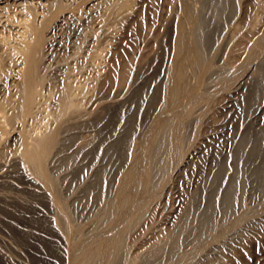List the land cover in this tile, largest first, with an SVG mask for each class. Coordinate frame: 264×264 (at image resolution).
<instances>
[{"label":"bare ground","instance_id":"bare-ground-1","mask_svg":"<svg viewBox=\"0 0 264 264\" xmlns=\"http://www.w3.org/2000/svg\"><path fill=\"white\" fill-rule=\"evenodd\" d=\"M68 1L50 2L41 20L30 6L32 19L13 47L16 58L7 52L10 42L5 47L0 43V71L15 74L10 80L15 92L0 105V146L4 126L18 125L12 153L5 158L8 154L4 157L0 151V228L21 245L35 246L33 264H231L238 249L257 236L253 226L264 221V202L257 203L264 196V5L245 0V13L238 19V0H200V9L195 0H178L183 14L171 20L168 66L161 57L153 59L138 77L133 74L130 87L118 84L113 94L102 89L92 106L82 110L78 99L85 87L77 77L88 67L86 61L99 59V53L92 55L88 48L86 61L74 64L76 68L55 61L61 88L53 109H48L49 99L39 102V109L38 89L52 67L42 63L43 57L51 61L62 51L71 58L74 50L77 35L65 40L63 28L72 25L78 34L90 28L103 35L128 15L131 0H94L84 12L76 10L87 0ZM116 64L121 66L118 82L125 81L126 64ZM5 85L0 82V89ZM200 86L206 101L218 97L219 86H229L223 92L222 100H227L217 103L218 117L208 114L212 132L185 157L188 130L196 122L191 114L197 105L192 107L203 96ZM36 112L45 113L39 116L49 121L39 122L43 130L34 136ZM150 118L154 122L149 123ZM133 144L139 149L133 150ZM163 181H171V192L176 189L177 207L158 220L143 222L146 226L136 235L152 205L158 207L151 196ZM247 198L256 203L246 207ZM101 205L106 206L98 219L102 228L84 224L79 229L76 222L102 211ZM7 238L0 235L4 243ZM3 249L0 245V264H28Z\"/></svg>","mask_w":264,"mask_h":264},{"label":"rangeland","instance_id":"rangeland-1","mask_svg":"<svg viewBox=\"0 0 264 264\" xmlns=\"http://www.w3.org/2000/svg\"><path fill=\"white\" fill-rule=\"evenodd\" d=\"M191 1L193 2V0H191ZM257 1H258V3H257ZM257 1L255 2L256 4L264 5V0H260V1L257 0ZM50 2L52 4V3H55L56 0H32V1L31 0H23V1L22 0H19V1H16V0H0V43L2 46L5 47V46H7V42H10L8 44V46L9 47L12 46V49L8 48L7 49L8 51L7 50L6 51L7 52L12 51V53H15V54H13V57L18 56V52H14V50H13V47L15 46L14 44H16L17 41H20L24 38L22 36L21 32L24 28L25 23H29V21H31V19H32V14H31L32 9L30 8V6L37 9L38 18H39V20H41L43 18V16H42L43 13H45V11H48V7L50 5L49 4ZM57 2H58V0H57ZM68 2L70 3V2H72V0H69ZM89 2L93 3L94 0H87L85 2L84 1L79 2L80 4H78V5L80 6V9H78L76 11L84 12V10L87 9L86 6L88 5ZM127 4L129 5V6H127V7H129V9L127 8V12H128L127 14L128 15H125L126 17L119 19L116 22L112 23L109 26V28L110 27L111 28L107 29L109 31L108 32L106 31L105 34H103V35H101L99 30L90 29V28L84 30V32L82 34H78V31H76L72 25H71L72 28H71V26H66L63 28L62 35H64L63 37L65 40H67V41L73 40V36L77 35V37L74 38L75 41L72 42L74 45V48H73L74 50H73V53H71V55H72L71 58H66L64 52H62V51H59L55 55L54 59L51 61L48 60V58L50 59V56L49 57L48 56L43 57L42 63H46V64L51 63L50 66H52V67H48L47 70L44 72V75L46 77L47 82L44 83V85L42 86L43 88L41 87V89L40 88L38 89L39 91H38L37 95L40 97L39 98L37 96L38 108L43 105V102H44V104H46L47 99H49L50 103L47 102V106H50V107H48V109L49 110L53 109V107H54L53 104H55V100L58 97V94L60 91L59 89L61 88V84H60L61 82H59L60 79L57 78V76H56V70H55L56 66H53V64L55 65V61L56 60L58 61V59H59L62 62H64L65 64L70 63L71 65L72 64L74 65L77 63L76 65L79 66L80 64H82V62L84 63L86 61V58H84V57L87 55L86 50L88 48H90V54H92V55H97L99 53V56H98L99 59H97V61H99V60L100 61L97 62L95 60L94 61L95 66H94L92 61L90 63L86 61L83 65L84 66L88 65V67H86V69L83 70V72L81 73L82 75H78V77H77V81L82 83V87H85V88H83L84 92H85V93L83 92L84 96L82 94L79 96V99H78L79 100L78 104L82 110H88L92 106L93 100L99 95L100 92L104 91L102 89H105V93L107 92V94H113V93H115V91L118 90L119 85L121 87H130L131 86L130 82H132L134 80V78H136L140 75V69H142V67H144L145 65H148L149 63H151V61L153 59H156V62H157L159 57H161V60H163V63L166 61L165 65L168 66L169 62H167V61L169 60V57H170L169 55H170L172 47H173V45H172L173 40L172 39H173V35H174V28H173L174 26H173L171 20L174 16H176V14L180 15L182 13V6H181L182 3L180 4L178 0H131V1H128ZM193 4H194V6H195V4H197L195 7H198V9H200V7L202 8V5H201L202 3H200V0H199V2H197V0H195V3H193ZM139 10H140L141 14L138 16L137 13L139 12ZM237 12H239V13H237L238 14L237 18L240 19L243 16V14L245 13V0L244 1L238 0ZM9 18L12 19V21H10ZM50 28H48V30H46V33L49 32ZM4 39H6V40H4ZM47 43L48 42H46V44H45L46 46H47ZM164 47L166 49L165 53L164 52L161 53L162 48H164ZM53 52L54 51H52V53ZM16 57H14V58H16ZM84 59H85V61H84ZM18 61H20V58L17 60V62ZM116 63H120V64H124V65L126 64L125 66H127L126 68L128 70L129 75H127V77H126L127 80L125 78L124 79L125 81H122L124 83L118 82L119 79L117 76H119L121 66L117 65ZM160 63H161V61L158 62V64H160ZM76 65H74V68H76ZM118 66H120V67H118ZM117 68H119L118 71H117ZM2 72L4 74H2ZM2 72L0 73V80H1L0 82L3 84L5 83L6 85L3 87V89L2 88L0 89V105L3 104V101L6 100V98L11 94V92L12 93L15 92L14 86L11 83L14 80L13 78H14L15 74L14 73L10 74L7 71H6L7 74L5 73V71H2ZM162 73L163 74L165 73L164 70H162ZM133 74L136 77H134ZM239 75L242 76L243 73L241 72ZM51 76H53V77H51ZM48 77L51 79V81ZM193 77L194 76H192L190 78L191 85H194L197 83L196 78L194 80ZM11 78L13 80H11ZM10 80H11V82H10ZM191 80L192 81L194 80V82H192ZM3 81H5V82H3ZM48 81H49V83H48ZM101 84H102V86H101ZM121 84H124V86H122ZM127 84H128V86H126ZM214 84L216 85L217 83H214ZM117 85H118V88H117ZM48 86L51 87V88L49 87V90H48ZM107 86H109V87H107ZM113 87H115L116 89H114ZM228 87L224 88L222 86H219L217 88V91L219 92V94H217L218 97L216 98L214 95L212 98L209 97L208 101H206L207 95H205L206 91L204 89V86H200L197 88V90H200L201 93H203L202 98L204 97L205 99L203 98V100H201L202 99L201 98L200 99L201 102H199L200 101L199 100L196 103L194 102L195 103V104L193 103L194 105L192 104L193 105L192 109L196 105H197V107L194 108L192 111L191 120L195 119V121H196L195 123H197L199 121L198 122L199 124L196 125L194 123V125L190 129L188 128L189 129L188 133L189 132L190 133L188 134L189 138L187 137V140H186L187 142L185 141V143H184L185 146H184L183 150L185 152L182 150V152H183L182 154H184L185 157L191 155L194 152L195 148L197 147V144L199 142H201L204 137H206L207 133L210 134L212 132V127H213L212 123L207 121L208 120L207 118L209 117L208 114L216 116L217 113L221 110L220 105H218L217 103L221 104V102L223 101L222 102V104H223L227 100V99L226 100H222V99L225 97V94H223V92H225L228 89ZM112 89H114V90H112ZM200 91H199V93H200ZM86 92H87V94H86ZM5 93H7V95ZM201 93H200V95H201ZM41 94H43L44 96ZM51 94H53L52 95L53 97L51 96ZM48 95H50V96H48ZM85 95H86V97H85ZM220 95L221 96L223 95V96L220 97ZM13 98L15 99L16 97H13ZM80 98H81V101H80ZM210 101L212 103H214V105ZM39 102L40 103L42 102L41 103L42 105ZM51 105H52V107H51ZM205 106L207 107V109L205 108ZM216 106L218 108H216ZM210 108H211V110H210ZM208 109L210 111H208ZM217 109H218V111H216ZM205 111H206V113H205ZM215 112H216V114H215ZM40 113L41 112H39V113L36 112V116L34 115V119L36 118V120H34V127H37V128H34L35 132H36V133L33 132L34 136L35 135L37 136V134L39 133L38 132L39 130H43L42 129L43 125L40 123H43L44 120H45V122L49 121L46 117H40L39 116V115L44 116L45 113H43V114L42 113L40 114ZM196 117H197V120H196ZM216 117H218V115ZM153 120L154 119L150 118L149 123H152ZM38 123H39V125H38ZM200 124H201V126H200ZM195 125L198 128H196ZM17 126L18 125H15L13 123H7V125L4 126L5 128H3L6 130L8 129V131L5 130V132L3 133L4 138L2 139L3 142L1 141V146H0V151H2L3 156L4 155L6 156L8 154L6 157L4 156L5 158L9 157V155L12 153V148H13L12 147L13 144H11L12 143V137H13V135H16L15 129L17 128ZM209 129H211V130H209ZM194 130L196 133L193 132ZM3 131L4 130H2V128H0V134H2ZM6 132H8L9 134L8 133L6 134ZM192 135H194V136H192ZM195 136H198V137H195ZM138 140H139L138 138L134 139L135 144H139V143H137ZM188 140H189V142H188ZM197 140H199V141H197ZM189 143H191V144H189ZM187 145L191 149L186 147ZM135 146L136 145L133 144V150L135 149ZM136 147H137V149H139L138 145ZM9 149H11V150H9ZM137 149H136V153H138V151H139ZM135 159L136 158H133L132 162H134ZM130 164H131V162L127 163V165H130ZM163 183H164V185H163ZM163 183H161L159 185L160 187L157 188L158 190L156 189L152 193L153 196H151L152 198L155 197V200L152 203L155 204L156 207L158 206L159 208L157 207L156 208L157 210H156V209H154L155 206L152 205L153 206V207H151L152 213H150V216L153 213L155 215L153 214L154 216H151V217L149 216V218H148L149 220L146 218L145 220H143L141 222V224L139 226L141 228L138 229V231L135 233L136 235H138V232H141L142 229H144L147 222L149 223V221L151 222V220H153V217L154 218L156 217L155 219L158 220L159 218L164 216L165 213H170L171 210L173 211L177 207V206H175L177 204V202H176L177 197H176V192H175L176 189L174 192H173V190H174L173 189L172 190L173 193H172L171 189H170L171 181H168V182L163 181ZM190 186H191L190 188L187 186H184V188L185 189L189 188L188 190H192L194 187L192 185H190ZM160 188L164 189V190H161ZM161 192H163V193H161ZM174 194H175V196H174ZM172 195L174 196V198ZM169 196H170V198H169ZM106 197L104 198L105 199L104 203L109 200V198H108L109 196H106ZM174 199H175V201H174ZM156 200H157V202H159L158 204L156 203ZM246 200L249 204L246 202ZM166 201H168V202H166ZM260 202L261 203L264 202V196H263V198L260 199V201H257V203H260ZM172 203H174V204H172ZM255 203L256 202H253V200H250L249 198L245 199V201H244V205L248 208L253 206ZM101 207L102 208H100V209L102 211L96 212V214H93V216H91V218H88L87 220L86 219H81V220L79 219L80 221H82V222L78 221L80 223L76 222L79 229H84V226H83L84 224H85V228H86V226H92V225L94 226L95 224L98 227L101 226L102 221H98V219L103 218L102 215L106 211V208H105L106 206L104 207V205L103 206L101 205ZM170 207H171V210H169ZM163 209H164V211H163ZM153 210H154V212H153ZM158 210H159V212L161 211L163 213H161V212L159 213ZM260 211H261V209L254 210V211L248 213L247 215H245L244 219L249 218L252 215L258 214ZM100 215H101V217H100ZM160 215H161V217H160ZM92 217H95V219ZM96 219H97V221H96ZM228 221H230V220H228ZM98 222L100 223V225L98 224ZM143 222L146 223L145 226H144ZM61 224L64 225L63 222H61ZM88 224H90V225H88ZM80 226H82L83 228ZM101 228H102V226H101ZM253 228L257 232V236L255 238H252V239L249 238L251 240H249V243H246L245 248H244L245 250L244 249H238V251H239V252L237 251L238 257L236 256V257H233V259H230L231 264H264V221L262 223L258 224L257 226H253ZM0 230H1L0 235H2V236L5 235L6 238L8 237L7 238L8 240L6 241V243L0 241V245L4 248L3 250L12 259L15 258L14 256H16L15 259L21 257L20 259L21 260L23 259L24 262H27L28 264H33L34 258H32V257L36 253L35 246L33 244H31V245L30 244H22L21 245V243L17 240L15 235L12 234L10 231H9L10 233L7 232L5 229H4L5 231H2V227L0 228ZM135 234L133 235L134 238L136 236ZM10 237L11 238L15 237V238L10 240L11 239ZM14 240H17V242ZM12 241L15 244H13ZM15 245H17V247ZM15 247H16L17 251H16ZM235 258H237V259L234 260Z\"/></svg>","mask_w":264,"mask_h":264}]
</instances>
